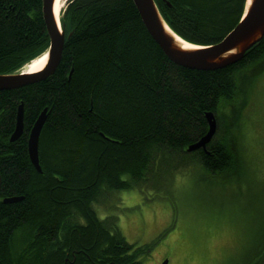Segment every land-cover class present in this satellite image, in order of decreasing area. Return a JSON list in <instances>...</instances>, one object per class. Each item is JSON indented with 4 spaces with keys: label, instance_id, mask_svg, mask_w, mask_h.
Instances as JSON below:
<instances>
[{
    "label": "trees",
    "instance_id": "trees-1",
    "mask_svg": "<svg viewBox=\"0 0 264 264\" xmlns=\"http://www.w3.org/2000/svg\"><path fill=\"white\" fill-rule=\"evenodd\" d=\"M43 2L0 0V73L19 70L49 46ZM155 2L173 31L199 45L221 41L246 5ZM61 22L67 38L55 72L0 90V264H144L141 255L150 256L174 230L163 204L153 203L139 223L150 232L141 246L127 241L113 214L101 218L94 204L111 207L106 199L134 188L170 203L176 180L182 186L194 176L213 184L209 188L217 196L215 184L226 182V189L245 177L250 145L244 123L264 73V37L240 61L198 70L164 53L134 0H68ZM22 103L24 132L12 142ZM45 108L39 173L28 140ZM209 111L216 115V134L205 149L189 151L208 131ZM15 196L21 199L3 200ZM171 203V215L178 218ZM263 249L264 234L259 255ZM254 261L252 256L247 264Z\"/></svg>",
    "mask_w": 264,
    "mask_h": 264
},
{
    "label": "rangeland",
    "instance_id": "rangeland-1",
    "mask_svg": "<svg viewBox=\"0 0 264 264\" xmlns=\"http://www.w3.org/2000/svg\"><path fill=\"white\" fill-rule=\"evenodd\" d=\"M25 66L17 71L22 72ZM245 122L250 145L249 172L226 189V182L215 184L217 196L209 188L213 184L199 182L194 176L188 182L182 181V186L180 179L176 180L175 191L171 194L174 201L170 203L159 197L151 199L149 191L142 194L134 188L116 191L111 200L106 199L112 201L111 207L94 204L101 218L105 219L106 214L117 217L127 241L137 246L144 245L146 234L150 233L141 230L146 211L155 202L163 204L166 216L174 224L172 233L176 231V237L168 232L150 256L141 255L144 264H163L165 260L167 264H247L252 256L255 264H264V253L258 254L264 234V73L253 90ZM191 181L192 188L188 189L186 186ZM171 202L176 206L178 218L171 215ZM135 227L141 231L128 230ZM159 235L161 232L151 239ZM159 247L163 250L156 251Z\"/></svg>",
    "mask_w": 264,
    "mask_h": 264
},
{
    "label": "water",
    "instance_id": "water-1",
    "mask_svg": "<svg viewBox=\"0 0 264 264\" xmlns=\"http://www.w3.org/2000/svg\"><path fill=\"white\" fill-rule=\"evenodd\" d=\"M57 0H44L43 12L48 33L51 37L52 48L50 60L47 59L45 67L39 72H15L0 74V90L15 89L46 79L57 69L65 43V31L61 22L55 16V3ZM142 20L161 49L176 64L198 70H216L225 68L240 61L245 53L264 37V0H246L243 17L239 23L221 41L211 45H199L189 41L195 48L184 47L177 39L163 16L155 0H134ZM171 29V30H169ZM208 131L198 141L188 146L189 151L206 148L207 143L214 137L218 122L214 112L206 113ZM47 119V109H44L36 120L29 133V155L38 171H42L39 160V140L42 128ZM24 132V109L20 105L17 114V123L11 135V141L17 140ZM0 176V191H1ZM21 197H6L4 202H15ZM165 260L163 264H167Z\"/></svg>",
    "mask_w": 264,
    "mask_h": 264
},
{
    "label": "bare ground",
    "instance_id": "bare-ground-1",
    "mask_svg": "<svg viewBox=\"0 0 264 264\" xmlns=\"http://www.w3.org/2000/svg\"><path fill=\"white\" fill-rule=\"evenodd\" d=\"M67 2H68V0L66 1V0H57L56 1V3H55V16H56V18H57V20H59L60 22H61V16H62V10H64L65 9V7H66V4H67ZM135 2V1H134ZM136 4V3H135ZM137 6V5H136ZM138 8V7H137ZM243 17V14H242V16H241V18ZM62 23V22H61ZM167 24V23H166ZM62 25V24H61ZM170 28V27H169ZM235 28V27H234ZM169 30H171V29H169ZM231 32V31H230ZM229 32V33H230ZM72 33V32H71ZM176 33V32H175ZM228 33V34H229ZM177 34V33H176ZM227 34V35H228ZM66 36H65V41H66ZM177 39H178V41L180 42V43H182L183 45H184V47H187L186 45H190V43H188L186 40H184L181 36H179V35H177ZM64 45H65V43H64ZM159 45V44H158ZM211 45V44H210ZM51 48H52V41H51V37H50V41H49V46L44 50V51H42L41 52V54H39L38 56H36V57H34V58H32L31 60H29V62L27 63V64H25L26 66V68L23 70V71H28V72H39L40 70H42L44 67H45V65H46V63H47V59L48 60H50V57H51V55H50V53H51ZM64 49V48H63ZM62 54H63V50H62V53H61V59H62ZM166 54V53H165ZM167 55V54H166ZM168 56V55H167ZM169 57V56H168ZM61 59H60V62H61ZM60 64V63H59ZM24 65V64H23ZM59 66V65H58ZM21 69V68H20ZM17 71V70H16ZM15 71V72H16ZM19 71V70H18ZM17 71V72H18ZM22 71V70H21ZM15 72H8V73H0V74H11V73H15ZM50 76V75H49ZM48 76V77H49ZM41 81V80H40ZM38 82V81H37ZM35 83V82H34ZM31 84V83H30ZM26 86V85H25ZM20 88V87H19ZM4 90V89H3ZM23 104V103H22ZM21 104V105H22ZM23 109H24V104H23ZM45 109H47V108H45ZM19 110V109H18ZM44 110V109H43ZM42 110V111H43ZM42 111H41V113H42ZM24 113H25V111H24ZM40 113V114H41ZM18 114V113H17ZM40 114H39V116H40ZM39 116L37 117V119L39 118ZM47 116H48V109H47ZM24 117H25V115H24ZM36 119V120H37ZM47 120V119H46ZM36 122V121H35ZM46 123V122H45ZM35 124V123H34ZM45 125V124H44ZM34 126V125H33ZM33 126H32V128H33ZM44 127V126H43ZM31 128V129H32ZM43 129V128H42ZM42 132V131H41ZM41 135V134H40ZM10 140H11V137H10ZM16 141V140H15ZM12 142H14V141H12ZM39 143H40V141H39ZM39 148V147H38ZM28 153H29V140H28ZM29 158H30V155H29ZM39 160H40V154H39ZM30 161H31V159H30ZM31 163H32V161H31ZM33 164V163H32ZM40 165H41V163H40ZM33 166H34V164H33ZM35 167V166H34ZM41 168H42V165H41ZM35 169H36V167H35ZM37 170V169H36ZM38 171V170H37ZM42 171H43V169H42ZM42 171L40 172V171H38L39 173H42ZM0 176H1V183H2V175H1V172H0ZM1 187H2V184H1ZM0 193H1V191H0ZM16 197V196H15ZM6 198V197H5ZM4 200V199H3ZM80 217V216H79ZM68 238V237H67Z\"/></svg>",
    "mask_w": 264,
    "mask_h": 264
},
{
    "label": "snow or ice",
    "instance_id": "snow-or-ice-1",
    "mask_svg": "<svg viewBox=\"0 0 264 264\" xmlns=\"http://www.w3.org/2000/svg\"><path fill=\"white\" fill-rule=\"evenodd\" d=\"M187 47H190V48H195L196 47V45H186Z\"/></svg>",
    "mask_w": 264,
    "mask_h": 264
},
{
    "label": "flooded vegetation",
    "instance_id": "flooded-vegetation-1",
    "mask_svg": "<svg viewBox=\"0 0 264 264\" xmlns=\"http://www.w3.org/2000/svg\"><path fill=\"white\" fill-rule=\"evenodd\" d=\"M82 250H83L82 248H78V250L75 249L76 252H78V251H82Z\"/></svg>",
    "mask_w": 264,
    "mask_h": 264
}]
</instances>
